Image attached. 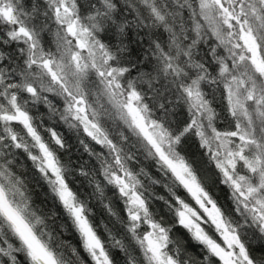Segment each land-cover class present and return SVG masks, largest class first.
<instances>
[{
  "label": "snow or ice",
  "instance_id": "snow-or-ice-1",
  "mask_svg": "<svg viewBox=\"0 0 264 264\" xmlns=\"http://www.w3.org/2000/svg\"><path fill=\"white\" fill-rule=\"evenodd\" d=\"M0 26L4 44L22 45L18 58L0 52L8 61L0 66V264H75L72 257L85 264L61 239L69 227L92 264H115L58 155L64 137L47 128L52 143L45 140L29 101H42L99 146L80 139L124 203L129 243L110 239L125 264H264V0H0ZM46 32L55 51L45 46ZM221 89L234 128L217 127L213 102ZM43 93L60 97L63 109ZM177 105L187 111L182 127L170 119ZM190 137L233 207L218 203L199 161L184 154ZM13 150L27 154L51 208L36 206L14 170ZM138 154L158 175L130 166ZM79 175L90 173L81 166ZM89 183L103 200L101 181L92 175ZM156 185L168 197L150 191ZM153 200L163 201L170 219L157 218Z\"/></svg>",
  "mask_w": 264,
  "mask_h": 264
},
{
  "label": "trees",
  "instance_id": "trees-1",
  "mask_svg": "<svg viewBox=\"0 0 264 264\" xmlns=\"http://www.w3.org/2000/svg\"><path fill=\"white\" fill-rule=\"evenodd\" d=\"M81 4L84 3V0H80ZM25 3L30 6V0H25ZM6 39L4 27L0 26V52H4L6 55H10L14 58L19 57V47L16 42L10 44H4L2 41ZM43 39L46 42V48L53 45L55 48L54 37L52 33L46 32L43 35ZM147 48V44L144 45ZM17 62L22 64V60H17ZM8 64L7 60L0 61V66H5ZM151 65H149V68ZM147 70V69H141ZM135 75V73H133ZM158 87L160 85H157ZM205 90L209 93L213 91L212 88H209L205 85ZM221 91L215 92V99L213 102V107L219 113V118L217 120V127L220 129H227L233 126L232 121L229 118V114L226 109V103L222 99ZM26 97L27 94H24ZM48 99L52 101L53 105L59 110L57 100L51 95H47ZM212 99V96H209ZM29 113L34 117V123L37 125L42 136L50 144L52 143L49 137L47 128H54L58 133H60L66 143V148L63 150H58V155L62 162H64L72 170L70 176L71 186L78 194L81 195L82 199H85L92 209L91 220L93 225L96 227L98 234L101 239L105 242L106 247L110 251V255L113 258L115 264H125V255L120 251L119 248L112 246L111 237L115 239L123 240L126 245L129 241L125 237V228L120 223V220H126V212L124 211V203L116 194L115 189L112 186L107 185L103 181V177L99 175V163L96 159L90 156L87 152L84 151L83 146L80 144V139H85L95 151H100L98 145H95L94 142L88 141L87 138L83 135L82 132L79 134L76 130H70L63 122L59 121L57 118H51L47 113L49 111L47 106H44L42 103L32 104L29 101L27 105ZM50 118V120L48 119ZM174 121V126L182 127L184 122L187 120V111L183 105H177L174 109V114L170 117ZM110 126V124L108 125ZM17 132L24 135L23 129L19 125H14ZM55 147V145H53ZM203 149H200L198 141L194 137L188 138L184 143V154L189 158H195L199 161L197 167L201 171L202 177L205 179L206 185L209 187L214 198L217 199L218 203L222 207L230 208L233 207L232 201L230 198V190L227 186L220 184L219 175L215 166L208 162L207 157L203 155ZM14 154V170L20 176H22L28 186V189L32 195L33 200L37 207L41 209H49L52 207V201L47 198L46 193L48 192L47 185L40 178L39 173L34 169L32 162L28 159L27 154L22 150H13ZM151 161L145 160L142 154L137 155V162H133L130 166L133 167L136 171H139L141 166L145 167L146 171H149L153 175H158L155 172V168L151 167ZM83 166L86 171L90 173L89 177H84L79 175V168ZM92 175H95V178L101 181L104 186V198L103 200L98 196L94 195V184L89 183V179ZM141 179H144L141 177ZM147 184V181L145 180ZM156 195L168 197L167 191L163 188L162 185H156L150 189ZM182 197L188 198L186 193L182 190L179 193ZM106 204H110L112 207V212L115 215L109 213L108 209L105 207ZM152 211L157 214V218L164 216L166 219H170L167 208L164 206L163 201H152ZM63 223V220H57V227L59 224ZM178 234H182L185 239H189L187 233L183 229H177ZM61 239L66 242V244L75 247L79 250V259L83 260L85 264H92L88 255L83 251L80 246V240L77 234L69 227L67 228ZM254 248L259 247V243L256 242L252 245ZM196 249V246L191 243L189 251L192 252ZM131 250V248L129 249ZM257 255L260 253L257 252ZM75 261V264H79L77 258L72 257Z\"/></svg>",
  "mask_w": 264,
  "mask_h": 264
},
{
  "label": "rangeland",
  "instance_id": "rangeland-1",
  "mask_svg": "<svg viewBox=\"0 0 264 264\" xmlns=\"http://www.w3.org/2000/svg\"><path fill=\"white\" fill-rule=\"evenodd\" d=\"M53 27V29H54V25L52 26ZM51 46H48L47 48H49L50 50H53V51H55V48L53 47V45L52 44H50ZM43 95L44 96H47V95H51V96H53V98L54 99H56L57 100V103H58V106H59V110H62L63 109V100L60 98V97H58V96H55L54 94H52V93H43ZM39 103H42L44 106H46L42 101L41 102H39ZM39 103H36V104H39ZM48 114H49V116L51 117V113H50V111H48L47 112ZM57 118L58 120H59V117L58 116H53V117H51V118ZM229 118H230V120L232 121V123H233V126L231 127V128H234V121L232 120V118L230 117V115H229ZM49 120H50V118H48ZM60 121V120H59ZM62 122V121H61ZM187 199H189V201H190V198H187Z\"/></svg>",
  "mask_w": 264,
  "mask_h": 264
}]
</instances>
